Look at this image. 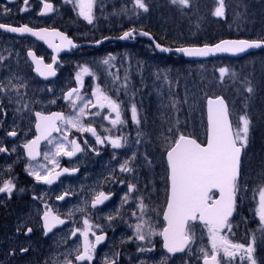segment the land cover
I'll return each instance as SVG.
<instances>
[{
  "label": "rangeland",
  "instance_id": "1",
  "mask_svg": "<svg viewBox=\"0 0 264 264\" xmlns=\"http://www.w3.org/2000/svg\"><path fill=\"white\" fill-rule=\"evenodd\" d=\"M47 1L53 4L54 11L50 16L40 18L37 12L41 0H30L26 5V11H21V3L15 5L16 3L9 4L6 0H0V21L5 19L12 21L18 17L32 27L54 26L71 34L74 38H89L94 41L109 29L116 32L123 25L119 23L123 16L126 21H130L129 25H141L143 22L140 16H134L133 11L127 10L123 5L124 0H96L93 7L94 19L91 24L78 15V10H73V4L65 3V0ZM167 1L170 3V0ZM224 3L223 17L212 14L217 6V0H191V9H182L178 5L160 2L154 6V9L162 7L170 10L171 14L178 10L182 18L187 15L185 24H179L181 33L187 32V36L177 34L175 37L178 39L201 40L207 36L208 30L220 32L219 35L222 36L217 40L225 37L264 38V0H224ZM114 4L120 7H115ZM5 9L10 11L5 13ZM156 20L160 21L158 13H156ZM163 24L157 22L159 27H164ZM167 29H170L169 35L172 27L169 26ZM0 43L3 45L1 54L4 58L0 63V67H3L0 82L7 84L11 79L14 84L23 85L18 88L19 95L16 90L0 93V104L3 105V111H0V114H18L22 107L29 113L30 121L33 120L34 110L47 113L56 110L64 112L66 116L72 115L73 109L63 98V92L72 86L80 87V94L91 98L93 87L98 85L113 99L121 102L122 119L126 121L124 125L113 128L107 120L102 119L107 109H92V111H101V117L90 116L84 121L85 124L96 127L102 136L110 134L127 136L128 144L115 150L108 144L97 145L95 138L89 133L82 134L75 129H68V141L76 138L80 141L87 140L88 144L83 142L84 150L72 161V166L83 167V171L78 177L67 176L54 188H46L45 197H41L40 204L36 200L35 205L39 211L45 209V205L52 207L56 215L70 220L62 230L39 241V246H42L46 240L54 238L55 246L52 243L48 245L54 252L55 264H63L66 256L73 259L75 255L73 250L77 245H81V242L69 241V235L75 227H84L85 218L94 226L100 225L96 229L110 233V241L103 251L94 255L95 263L104 264L107 258L109 261L115 259L116 264H141V261L148 264L149 259L161 264V261L166 258V264H186V262L200 264L198 249L201 246H207L208 242L206 232L199 226L196 228L197 238L191 252L186 251L178 256H170L162 250L160 236L156 246L157 241L151 244L147 241L141 242L128 238L134 235V226L139 222L137 217L141 215L137 207L138 197H143L146 205L144 219L157 230H162L164 226L162 214L166 203L167 171L162 141L158 138L160 133L179 120L180 131L203 142L206 129L205 97L217 94L223 95L227 101L230 117L234 123L244 111H247L251 118L247 154L243 157L246 176L241 178V183L247 184L248 191L246 195L241 193L240 211L238 217L231 220V231L228 232L226 229L224 232L234 242L245 245L255 237L254 255L258 264H264V225L255 214L256 202L251 190L261 182V177L264 175V56L261 53L250 54L240 59L216 58L191 62L174 53L168 57L160 55L147 42L135 43L133 39H130L119 46L118 41H114L108 42V46L105 45L106 47L93 54H88V49H84L71 57L65 56L57 66L58 77L52 81L43 82L32 74L31 65L25 53L22 54L26 50H23V47L43 52L45 49L40 44L29 39L4 41L1 35ZM202 44L210 43L202 41V43L183 45ZM105 49H107L106 52H104ZM7 50L10 51L11 58L5 53ZM109 54L115 59L111 60L109 65H105L102 61L108 58ZM81 67H87L90 73L83 75L82 86L76 81V74ZM222 67L228 70L223 79L219 73ZM233 73L235 76L232 75ZM249 85L253 88L251 94L246 91ZM53 100L55 103L51 102ZM173 103L176 105L175 108L172 107ZM133 104L138 109L140 125L132 122L131 106ZM1 125L2 122L0 127ZM16 125L17 123L14 122L13 126ZM22 127L24 131L28 130L25 125ZM65 128L66 126L62 125L60 133L50 137L52 144L46 141L44 153L49 152L54 155V145L58 141L65 144V150H71L70 143L64 140ZM105 129H112V131L109 133ZM138 131L142 133L139 137L140 144L135 143ZM88 146L96 151L89 150ZM113 153H115V159H113ZM133 153L136 154V158L131 161L130 167L134 171L120 172V163L130 158ZM54 158L58 161V166H54L45 159L43 164L46 168L59 167L63 161V155H54ZM115 177H119L125 183L114 182ZM129 182L135 183L138 190L130 196L127 203H122L121 198L127 192ZM110 188H115L117 199L103 210L92 211L89 206L91 197L102 189ZM65 193L67 196L61 202L54 201L53 197L57 198ZM70 212L71 215H69ZM133 212L136 213L135 217ZM109 215L114 217L112 221L107 219ZM124 220L128 225L132 224L131 231H127L120 223ZM127 228L130 229L129 226ZM27 243L31 244V240ZM140 246L152 248V251L154 249L153 254L152 251L139 252ZM62 249L65 251L64 255ZM234 264H242L239 257Z\"/></svg>",
  "mask_w": 264,
  "mask_h": 264
},
{
  "label": "snow or ice",
  "instance_id": "2",
  "mask_svg": "<svg viewBox=\"0 0 264 264\" xmlns=\"http://www.w3.org/2000/svg\"><path fill=\"white\" fill-rule=\"evenodd\" d=\"M134 7L143 12H148L149 7L145 0H132ZM43 8L40 15H44L54 11L53 4L42 0ZM65 3L73 4V10H78V15L86 20L89 24L93 23V7L96 0H65ZM172 5H178L182 9L190 8L191 0H170ZM24 4H28V0H24ZM27 8H21V11H26ZM10 11L5 9V13ZM216 17H223L225 15L224 0H217V6L213 13ZM239 15V14H237ZM0 29L12 33L25 34L28 33L37 39L44 40L49 43V47H54L58 50V46H53L48 37H59L62 42H65L70 47H76L72 40L68 39L64 34L56 30L40 29L34 30L27 25L13 27L0 23ZM136 29H129L124 31L122 35L116 37L119 40L134 39ZM140 36H148L153 39L148 32L140 31ZM103 39H110L104 37ZM103 41H96L97 44ZM155 47L161 52L173 51L170 48L163 47L159 43ZM264 48V39L248 40V39H234V40H221L219 43L202 47H180L174 51L183 54L185 57H206L214 55L218 52H226L232 55H237L247 52L249 49ZM28 56L36 64V71L45 76H54L55 70L52 64H43V61L38 59L31 50L28 51ZM4 58L0 57V61ZM115 57L109 54L108 58L102 61L103 64L109 65L110 61ZM53 62L56 57H52ZM43 65V67H41ZM221 79L228 73L226 68L219 69ZM85 74H90L87 67H81V70L76 74L77 84L82 86V77ZM235 76V74H232ZM166 78V77H165ZM10 86V87H9ZM23 85H17L8 80L7 84L0 82V93H7L16 90ZM126 87V85H124ZM246 91L251 94L253 88L249 85ZM69 102L70 107L73 109L74 114L65 115L61 112L51 113L50 115H43L41 112H36L35 128L37 135L33 140L26 142L23 147L26 150L29 160H35L40 155L38 149L41 140H48L49 144L53 141L50 139L53 132H60L61 126H66L64 131V140L68 141V129H75L80 133H89L95 138L97 145L108 144L112 149H121L128 144V137L124 135H106L102 136L98 133L96 127L92 124H85L84 121L88 117H101V111H92V109H107V113L103 114L102 119L107 120L113 128L118 125H124L125 120L122 119V105L112 96L108 95L98 85L94 86L91 93V98H86L80 94V87L72 88L64 94L63 97ZM11 102V100L9 101ZM55 103V101H51ZM175 103L172 107L175 108ZM25 107H27L25 105ZM0 111H3V105L0 104ZM114 114V118H113ZM131 119L136 125H140L141 121L138 116V109L135 104L131 106ZM179 120L170 126L166 131H162L158 137L162 141V151L166 160V203L163 209L164 226L162 230H157L148 220L144 219L145 208L143 197H138L137 207L140 211V216L137 217L138 223L134 226V235L129 237V240L147 241L151 243L152 236H160L163 241V248L169 254L191 252L192 245L195 243L197 235V226L201 227L207 234V246H201L198 251L202 264H234L237 257H239L242 264H258L257 258L254 255L256 252L255 237L247 243L234 242L225 234L224 230L231 231L232 225L230 218L237 212L238 201L242 199L241 193L246 195L248 191L247 184L241 183L242 169H243V156L249 144L251 118L247 111L239 115L238 120L234 123L230 119L229 109L222 97H209L207 98V127H206V142H200L197 138L185 134L180 131ZM111 133L112 129H105ZM8 137H16L17 131L15 128L7 131ZM142 135L137 132L136 144H140L139 137ZM71 144V150H65L63 142L55 143L54 155H65L68 157L74 156L77 152L84 149L80 144L72 139L68 141ZM87 144V140L84 142ZM15 147L12 151L15 152ZM96 151V149H92ZM9 150L0 146V153H6ZM98 154V153H97ZM54 155L45 152L44 157L49 160L54 166H58V161L55 160ZM113 153V159H115ZM136 158L133 153L123 163H120L119 170L122 173H132L134 170L130 167L132 160ZM44 168L43 172L33 167H26L25 171L29 176H33L37 182L47 185L53 182L62 174V172H69L67 168L61 171H55V167L46 168L45 165H40ZM11 170L9 166V171ZM72 172L77 169H71ZM114 182L124 184V180L117 179ZM16 190V184L9 178L0 184V193L6 194L9 198ZM135 183H127V192L121 198L122 203H127L130 196L137 191ZM253 199L256 202L255 214L258 216L260 223L264 225V175L261 177V182L253 189ZM23 191V189H20ZM218 193V195H217ZM67 193H65L66 195ZM64 195L58 196L57 199L63 200ZM110 198V194L100 191L94 195L92 200V207L103 204ZM36 199V197H34ZM45 211L42 215L44 234L47 235L52 228L59 224H64L65 221L57 215H53L51 210L45 205ZM83 211V209H80ZM72 213L70 212L69 215ZM133 216L136 213L133 212ZM109 221L114 219L113 216L107 217ZM84 228L73 229L72 236H76L77 232L83 238L81 245L73 250L75 255L74 259L65 257L63 264H92L97 245L105 241L106 236L96 234L92 229L99 228L100 225H92L87 218L83 220ZM20 232L21 228H17ZM33 231L28 227L23 232L28 235ZM94 237V240L89 239V235ZM19 251L27 253V247H20ZM139 252H151L152 248L138 247ZM118 255V254H117ZM104 264H116L115 259L109 261L105 258ZM141 264H144L141 261ZM161 264H166L165 260ZM187 264V262H186Z\"/></svg>",
  "mask_w": 264,
  "mask_h": 264
},
{
  "label": "flooded vegetation",
  "instance_id": "3",
  "mask_svg": "<svg viewBox=\"0 0 264 264\" xmlns=\"http://www.w3.org/2000/svg\"><path fill=\"white\" fill-rule=\"evenodd\" d=\"M29 1L30 0H28V2ZM6 2L9 4H15L16 3L15 5L21 3V8L26 7V5L24 4V0H6ZM40 5H41V2H40ZM40 5H39V9H40ZM38 12H39V10H38ZM38 12H37V16L40 17L38 15ZM48 16H50V14ZM48 16H46V17H48ZM71 16H73V14ZM46 17H40V18H46ZM77 22H79V21H77ZM0 23L11 24V25L26 24V23H24L23 19H20L18 17L13 19L12 21L6 20V19L2 20V21H0ZM42 26H46V25H42ZM37 27H39V26H37ZM47 27H51V26H47ZM52 27H54V26H52ZM60 27H62V26H60ZM67 34L69 37H71V38L73 37V36H71V34H69V33H67ZM0 35L4 38V41L5 40L12 41V40H16V39H29V40L35 41L34 39L29 38V37L11 36V35H8L7 33L3 32V31H0ZM101 38H103V37H101ZM72 39L75 43H83V42L92 43V42H95L93 39H89V38L80 39V38H74L73 37ZM98 39H100V38H98ZM35 42L40 44L45 50L43 52H36L33 49L23 47L22 49L23 50L26 49V50L22 54L25 53L26 58H27L28 62L30 63V65H31V62L28 58V51L29 50H32L36 54V56L43 58V60L47 64L51 63L52 54L43 46V44H41L37 41H35ZM100 47L95 48L91 44L90 45H83V46H79L72 53H65V54L58 56L57 60L55 61V64H54V69L57 71L56 77H58V75H59V71L57 69V66L59 65L60 61L63 58H65V56L71 57L73 55H76L74 53H79V52L83 51L84 49H88V51H89V52H87L88 54H93V53L99 51ZM1 52H3V45L0 43V57H2ZM5 53L11 58L9 50H7ZM1 62L2 61H0V63ZM0 69H1L0 74H2L3 73V67L1 66ZM31 72L33 74L32 65H31ZM54 79H52V80H54ZM52 80H50V81H52ZM47 82H49V81H47ZM52 111H56V110H52ZM52 111H50V112H52ZM36 112H41L44 115L48 114L47 112H42L40 110H34L32 113L33 120H31V121H30L29 113L26 111L25 108H22V107H21V110L19 111L18 114H16V113L0 114V122H2V125L0 127V146H4L9 150L6 153H0V184H2L4 180L9 179V178H11L14 181V183L16 184V190L11 195V198H9L6 194L0 193V264H55L54 252H52L50 246L48 245V244L52 243L55 246L54 238L46 240L42 246H39V241L42 239H45L48 236L54 235L56 232L62 230L63 226L69 224V222H70L69 219L59 216L61 219L66 220V223H64L62 226L54 229L49 234L45 235L44 230H43V226H42L41 216L43 215V212L46 209L39 211V209L35 206L36 200L40 204L41 197H43V198L45 197L44 194H45L46 188H54L55 186H57L60 183V181L63 178L67 177V176L61 177L57 180V182H55L51 185H47L44 183L37 182L33 176H29L27 174V172L25 171L26 167H33V168H36L37 170H39L41 172H43L45 170L44 168H40L39 166L44 165L43 164V162L45 160V158H44V147H45V143L47 140L40 144V146H39L40 155L35 160H29V158L26 154V151L23 147V145L26 142H28L29 140H31L35 136L34 123L36 121V118H35ZM14 122L17 123L16 126H13ZM23 125H25L28 130L24 131V129L22 127ZM11 128L12 129L15 128V130L17 131L16 137H8L6 135V132L11 130ZM76 140L80 144L81 148H83L84 147L83 142H85V141L81 140L82 141L81 142L80 139H78V138H76ZM13 147H15V149H16L15 152L12 151ZM88 148L91 151L93 149L92 147H89V146H88ZM73 160H75V157L74 158H66L65 155H63V161H61L59 167L57 169H55V171H58L63 167H66L69 169L78 168L79 172L76 175V177H78L82 173L83 167L81 168L80 166H77V167L72 166ZM9 166L11 168L10 171H9ZM69 177H73V176H69ZM117 179H119V177H115V180H117ZM20 189H23V191H20ZM100 191L111 194L112 197L106 203H104L102 206H98L96 208H91L90 204L94 198V195H93L91 197V199L89 200V206H90V209L92 211L96 210V209L99 211L103 210L104 208L109 206L113 201H115L117 199V193H116L115 188L102 189ZM66 196L67 195H65V197ZM34 197H36V199H34ZM53 199H54V201H57V202L62 201V200L57 199L56 197H53ZM47 208L50 209L54 213L52 207H47ZM120 223L123 224L122 226L125 227L127 229V231L132 230V224L131 223H130V225H128L127 222H125V220L123 221V223L122 222H120ZM127 226H129L130 229L127 228ZM18 227L21 228L20 232L17 231ZM28 227H31L33 229V231L28 235H24L23 232L26 231V229ZM77 228L78 227H75V229H77ZM83 228L84 227H81L78 229L83 230ZM120 228H122V227H120ZM92 230L95 231L96 234H101V232H103V234L106 236L105 241L102 242L101 244L97 245V247H96V251H95L94 255H98V252H100L101 250L103 251V248L110 241V233L106 232V231L98 230L96 228H93ZM158 237L159 236H157V237L152 236L151 237V244H154V242L157 241L155 246L158 245V241H159ZM89 239L94 240V237L91 236V234H90ZM28 240H31V244L27 243ZM69 241H71V242L79 241L82 244L83 238L79 235V232H77L76 236H72L71 234L69 235ZM20 247H27L29 249V251L27 253L22 254L19 251ZM161 248H162V242H161ZM62 252L64 255L65 254L64 249H62ZM153 252H154V249L152 251V254H153ZM182 254H184V253H182ZM182 254H175V255L168 254V255L178 256V255H182ZM73 259H74V257H73ZM92 264H102V263H95L92 261ZM123 264H125V263H123ZM148 264H158V261H155L153 259H149ZM200 264H201V259H200Z\"/></svg>",
  "mask_w": 264,
  "mask_h": 264
},
{
  "label": "trees",
  "instance_id": "4",
  "mask_svg": "<svg viewBox=\"0 0 264 264\" xmlns=\"http://www.w3.org/2000/svg\"><path fill=\"white\" fill-rule=\"evenodd\" d=\"M146 4L149 7V11L148 12H143L142 10H133L134 4L132 2V0H124V4L127 8L128 11H133L134 12V16H140L141 20L143 21L141 25H136V24H131L129 25L130 21H126L125 17H122V20H119V23H123V25L120 26V28L117 29L116 32H114L113 30H107L105 31V33H103L100 36L101 37H106V36H119L122 35V33L124 31H127L129 29H136V36L135 39L133 40L135 43H140V42H146V39L139 37V32L145 31L148 32L149 34H151V36L153 37V39L162 45H166L168 47H175L177 45H183V44H197V43H202V41L206 42V43H213L215 42L220 36L219 35L220 32H212L211 30L207 31V36L204 39L201 40H197V38L193 39V41H189L188 39H178L177 37H175V35L177 34H182L183 36H187V32H182L181 33V29L179 24H185V21L187 20V15L182 18L179 15L178 10H175V12H173L172 14L170 13V10L168 9H164V8H159V9H154V6L157 5L160 2L166 3L168 5H172L169 3V1L167 0H145ZM235 5V4H234ZM115 7H120L117 6L116 4H114ZM122 6V5H121ZM192 7V6H191ZM190 7V9H191ZM156 13H158V16L160 18V21L156 20ZM144 18H146V20H144ZM156 22V23H155ZM157 22H162L164 23L163 26L164 27H159L157 26ZM171 26V33L168 35V32L170 29H167V27ZM167 33V34H166ZM99 40V39H98ZM97 41V40H96ZM191 42V43H190ZM125 43V42H124ZM119 46L123 45L121 42L117 43ZM105 45H109V43H104L101 45L100 50H102L103 47H106ZM107 49L104 50V52H106ZM257 53H261L264 56V50L261 51H257ZM159 54V53H158ZM255 54V53H253ZM160 55H164V54H160ZM171 55V54H170ZM170 55H166V57L170 56ZM225 59V58H221ZM210 60V59H209ZM160 61H162L160 59ZM164 64V63H163ZM203 140H204V136H203ZM247 150H245L244 156L247 154L246 153ZM243 156V157H244ZM243 169H242V176L241 178L245 175L246 176V172H245V159L243 158ZM240 200L238 201V208H237V212L234 213V216L231 220H234L235 218L238 217L239 211H240Z\"/></svg>",
  "mask_w": 264,
  "mask_h": 264
},
{
  "label": "water",
  "instance_id": "5",
  "mask_svg": "<svg viewBox=\"0 0 264 264\" xmlns=\"http://www.w3.org/2000/svg\"><path fill=\"white\" fill-rule=\"evenodd\" d=\"M47 2H49V1H47ZM50 3V2H49ZM42 8H43V3H42V1H41V5H40V9H39V12H38V15L40 16V17H46V16H48L49 14H51V12L50 13H47V14H44V15H40L39 13L41 12V10H42ZM6 25H10V26H13V27H19V26H22V25H11V24H6ZM23 25H27V24H23ZM27 26H29V25H27ZM29 27H31L32 29H34V30H40V29H48V30H56V31H58V32H60V33H62V34H64L65 36H67L68 37V39H70V40H72V42L76 45V47H70V46H68L65 42H62L61 41V39L59 38V37H48V39H49V42L53 45V46H58V50H55L54 49V47H49V43H46L44 40H40V39H37L36 37H34V36H32V35H30V34H28V33H25V34H20V33H12V32H8V31H5L4 29H0V31H3V32H5V33H7L8 35H11V36H16V37H29V38H32V39H34L35 41H37V42H39V43H41V44H43V46L52 54V57L53 56H55L56 57V60H57V57L58 56H60V55H62V54H65V53H72L74 50H76L79 46H83V45H92V46H94V47H96V48H98L99 46H100V44H102V43H105V42H112V41H120V42H125L126 40H119V39H116V37H118V36H116V37H114V36H106V37H109L110 39H103V38H101L100 40H98V41H103L102 43H100V44H97L96 42H92V43H89V42H83V43H75L74 41H73V39L71 38V37H69L68 36V34L66 33V32H64L63 30H61L60 28H57V27H47V26H39V27H32V26H29ZM150 36H151V34H150ZM146 39H148V40H150L152 43H153V45H154V47H155V44L157 43L154 39H150L148 36H144ZM152 37V36H151ZM153 38V37H152ZM234 39H246V38H236V37H225V38H221V39H219V40H217V41H215L214 43H211V44H202V45H177V46H175V47H168V46H166V45H162V44H160V45H162L163 47H167V48H170V49H172L173 51H170V52H167V53H165V52H161L159 49H157L156 47V52L157 53H159V54H169V53H174V54H176V55H178V56H181V57H183L185 60H188V61H192V62H196V61H206V60H208V59H214V58H220V57H225V58H231V59H239V58H242V57H244V56H247V55H249V54H251V53H255V52H257V51H261V50H264V48H258V49H249L247 52H245V53H241V54H237V55H232V54H230V53H226V52H218V53H215L214 55H209V56H206V57H185L183 54H181V53H177V52H175L174 50L175 49H177V48H180V47H202V46H204V45H208V46H213V45H215V44H217V43H219L221 40H234ZM264 39V38H263ZM248 40H257V39H248ZM32 51V50H31ZM33 52V51H32ZM33 54L36 56V54L33 52ZM38 59H40V60H42L43 61V64H47L44 60H43V58H41V57H38V56H36ZM28 58H29V60H30V62H31V65H32V67H33V74H35L40 80H42V81H50V80H52V79H54V78H56V76H57V71L54 69V64H55V62H53V60L51 59V63H49V64H52V66H53V69L55 70V75L54 76H47L46 78H45V76H42V75H40L37 71H36V64L33 62V60L28 56ZM41 67H43V65H41ZM72 88H74V87H70L69 89H67L66 91H64L63 92V94H65L66 92H68L70 89H72ZM217 96H219V97H222L224 100H225V98H224V96L223 95H221V94H218V95H208V96H206L205 97V105H204V111H205V123H206V127H207V98H209V97H217ZM225 103H226V105H227V107H228V104H227V102H226V100H225ZM229 109V108H228ZM55 112H59V111H52V112H50V113H48V114H46V115H50L51 113H55ZM61 113H63V112H61ZM44 115V114H43ZM35 118H36V116H35ZM35 123H36V121H35ZM35 123H34V132H35V136L37 135V132H36V128H35ZM58 132H53L52 134H51V136L52 135H54V134H57ZM35 136H34V138H35ZM34 138H32L31 140H33ZM76 140V139H75ZM30 141V140H29ZM44 141H46V139H44V140H41L40 141V144L42 143V142H44ZM77 141V140H76ZM204 142H206V136H205V141ZM40 144H39V146H40ZM26 151V150H25ZM38 151H39V149H38ZM80 152H77L74 156H72V157H68V156H65L66 158H74L75 156H77L78 154H79ZM27 154V153H26ZM39 156V155H38ZM37 156V157H38ZM36 157V158H37ZM64 168H66V167H63V168H61L60 170H58V172L59 171H61L62 169H64ZM67 169H69V168H67ZM73 169V168H72ZM75 169H77V171H75V172H72L71 171V169H69L70 171L69 172H62V174L53 182V183H55V182H57V180L59 179V178H61V177H64V176H76L77 175V173L79 172V169L78 168H75ZM106 194H108V193H106ZM64 196H65V194H63ZM217 195H218V193H217ZM112 197V195L110 194V198ZM109 198V199H110ZM108 199V200H109ZM107 200V201H108ZM107 201H105L104 203H106ZM103 203V204H104ZM103 204H100V205H97L96 207H98V206H102ZM90 206H91V208H93L92 207V202H91V204H90ZM95 207V208H96ZM52 212V211H51ZM52 214L53 215H55L53 212H52ZM162 219H163V214H162ZM231 219V218H230ZM41 220H42V216H41ZM65 221V223H66V220H64ZM63 224H59V225H57L56 227H54V228H52V230L50 231V232H52L54 229H56V228H58V227H60V226H62ZM42 226H43V220H42ZM43 230H44V228H43ZM226 230V229H225ZM224 230V231H225ZM50 232H48V234L50 233ZM161 240H162V237H161ZM162 244H163V241H162ZM162 248H163V246H162ZM163 250L164 251H166L164 248H163ZM167 252V251H166ZM169 254V253H168ZM175 254H179V253H175ZM170 255H174V254H170ZM201 264H202V261H201Z\"/></svg>",
  "mask_w": 264,
  "mask_h": 264
},
{
  "label": "bare ground",
  "instance_id": "6",
  "mask_svg": "<svg viewBox=\"0 0 264 264\" xmlns=\"http://www.w3.org/2000/svg\"><path fill=\"white\" fill-rule=\"evenodd\" d=\"M135 37H137V36L135 35ZM139 37L146 39L144 36H140V35H139ZM134 39H135V38H134ZM134 39H133V40H134ZM99 40H100V39H99ZM97 41H98V40H97ZM95 42H96V41H95ZM146 42H147V43H150V44L153 46V48L156 49V48L154 47L153 43H152L150 40L146 39ZM102 44H104V43H102ZM102 44H100V46H101ZM155 51H156V50H155ZM170 54H171V53H169V54H164V55H170ZM208 60H209V59H208Z\"/></svg>",
  "mask_w": 264,
  "mask_h": 264
}]
</instances>
